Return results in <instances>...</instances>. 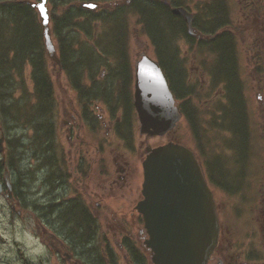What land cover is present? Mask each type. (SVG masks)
<instances>
[{
  "label": "flooded vegetation",
  "instance_id": "af4514ba",
  "mask_svg": "<svg viewBox=\"0 0 264 264\" xmlns=\"http://www.w3.org/2000/svg\"><path fill=\"white\" fill-rule=\"evenodd\" d=\"M162 1L169 4L168 0ZM257 1L253 3H260L257 8L264 10V0ZM221 10L220 18L232 14L228 7ZM254 16L259 19L257 24L251 19L238 23H245L246 42L251 43L250 76L257 80L264 95V15L257 11ZM98 26L96 23L95 29ZM89 40L84 37V41ZM56 47L59 62L49 60L53 87L68 91L70 107L60 109L55 89L54 115L44 114L43 122L37 125L42 136L29 119L20 117L21 112L15 115L14 107L7 110L6 116L0 114V233H11L12 237L29 235L27 241L33 246L50 252L52 261L45 264H153L143 215L137 210L143 200L142 186L139 198L132 199L136 167L120 152L113 161L116 170H109L106 165L111 137L117 136L125 143L127 137L134 139L139 125L135 108L136 66L144 55L151 56L117 50L82 52L79 55L86 67L79 73L74 68H63L61 49ZM154 56L151 58L159 62L162 59L161 53ZM170 56L171 63H176L173 53ZM192 57L189 67L187 59L182 61L183 70L193 69L195 54ZM171 63H160L167 79ZM64 76L65 86L61 83ZM259 97L263 119L264 96ZM244 114L247 120L251 118L249 106ZM128 132L132 136H127ZM133 144L124 151H133ZM149 148L153 147H146V155ZM239 149L246 160L243 175L232 179L231 166L217 168L216 201L221 229L209 264H264V124L254 130L246 122ZM221 171L223 177H219ZM232 190L238 193L235 207L229 199ZM250 191L249 199L246 193ZM20 219H33L31 231L40 242L30 231L19 229ZM77 220L92 229L87 239L77 236ZM98 233L105 238L98 239ZM88 240L96 246L84 257L78 245L85 252ZM29 257L21 262L34 264Z\"/></svg>",
  "mask_w": 264,
  "mask_h": 264
},
{
  "label": "trees",
  "instance_id": "16d2710c",
  "mask_svg": "<svg viewBox=\"0 0 264 264\" xmlns=\"http://www.w3.org/2000/svg\"><path fill=\"white\" fill-rule=\"evenodd\" d=\"M115 1L119 0H48L53 33L59 42L63 68L73 71V68L83 66V61L76 64L77 58L82 59L79 55L82 52L129 51L134 20L152 39L154 51L161 53L160 63L164 65L165 62H172L171 53L175 55L181 51L176 44L178 41L185 42L198 55L207 54L205 58L212 61L208 70L213 79V88L221 87L225 97L237 106L230 112L231 120L239 129L243 140L244 122L247 117L240 106L244 83L240 70L239 42L240 37L246 36V32L240 26H235V32L226 29L227 24L233 23L231 14L220 18L221 9L228 7L227 0H221V3H216L217 0H207L203 4L205 6L196 10L194 28L205 37L202 40L189 35L183 17L172 13L173 7L191 9L186 0H168L167 5L162 0H131L129 4L119 5L115 9L101 7L97 11L78 6L82 2L107 4ZM253 1L242 0L239 3V12L243 20L251 19L257 24L259 19L254 14L258 11L260 15H264V10L261 7L258 9L260 3L255 4ZM214 4L218 5L215 7ZM95 23H99L98 29H95ZM95 35L97 39L94 40ZM82 36H87L90 40H81ZM174 59L178 58L174 56ZM171 64L167 73L168 79L171 78L170 85L175 95L183 98L186 78L189 77L190 71L185 72L182 66L180 68L176 63ZM28 66L32 67L30 78L33 83V101L27 92ZM18 90H22L23 95L16 98L14 94ZM11 107H14L15 115L21 112V118L29 119L30 124L41 136L42 129L39 131L37 127L39 118L44 114L46 117L54 115L56 107L55 89L40 17L37 10L25 0H0V114L6 116ZM181 107L184 108L183 105ZM195 129L196 125L193 124V130ZM195 134V141L199 142L201 136L197 131ZM216 172L218 173L217 170Z\"/></svg>",
  "mask_w": 264,
  "mask_h": 264
},
{
  "label": "water",
  "instance_id": "95a60500",
  "mask_svg": "<svg viewBox=\"0 0 264 264\" xmlns=\"http://www.w3.org/2000/svg\"><path fill=\"white\" fill-rule=\"evenodd\" d=\"M43 5V11H41ZM38 9L48 55L59 62L51 37L47 0L33 4ZM80 7L96 10L95 3ZM173 14L185 18L188 32L196 35L193 14L185 8H173ZM135 106L141 134L164 136L181 119L174 96L160 66L144 56L137 64ZM143 163L144 199L138 205L146 241L154 264H208L219 242V223L213 194L202 168L190 149L168 143L148 150Z\"/></svg>",
  "mask_w": 264,
  "mask_h": 264
},
{
  "label": "rangeland",
  "instance_id": "374dc122",
  "mask_svg": "<svg viewBox=\"0 0 264 264\" xmlns=\"http://www.w3.org/2000/svg\"><path fill=\"white\" fill-rule=\"evenodd\" d=\"M32 1H36V0H32ZM186 2H188L192 11L196 13L198 7H200L202 4H205L207 0H186ZM216 3H221V0H217ZM227 3L232 11L233 22L238 23L239 20L242 18L240 17V14L238 12V7H237L238 0H227ZM242 26L245 27V23H243ZM234 27L235 24L231 23L230 25L227 24L226 29L233 31ZM131 28L132 30L130 35L129 51L133 53H138V55L142 52H146V54L148 53L151 57H155L154 56L155 46L152 43V39L146 33H144V31H142L141 27L136 25V21L134 20H132ZM84 37L83 38L81 37V40H84ZM176 44L178 47L181 48V51L174 55L175 57L178 58L177 60L174 59L175 62L178 63L181 68V62L186 58L188 60V67H189L191 61L193 60L192 55L196 54L195 51L193 50V48H190L189 45H187L185 42L178 41ZM239 49H240L241 75L244 85L246 83L245 90L243 88L244 90L243 95H240V99H241L240 106L243 109V113H246V111L248 112V106H249L251 111V118L249 117V125L251 128L255 130L256 126L259 128L260 124L261 125L264 124L258 122L264 120V118L262 119L263 115L261 111L263 103L259 97L261 96V98H263L264 95L262 93V90H260L259 87L257 86V80L254 79V77L252 78L250 76L252 74L251 63H250L251 43L245 41L242 43L240 41ZM205 57H207L205 56V54H199L198 56H196L194 59L195 68L190 70V72L188 71L189 77L186 78V87L184 88L183 91V98L179 96V98L182 99H178L179 105L184 106V108L181 107L183 111V118L174 132H172L166 137H162V138L155 137V138L147 139L145 135L140 134L139 125L137 124L134 133V139H130V137H127L125 143V141H123L122 139L118 140L117 136L110 138V143H109L110 145L106 155L107 157L106 165L108 169L113 171L116 170L113 161L114 158L118 156V152H120L122 158H124L127 162L131 163L136 167L137 172L135 174V180L133 183L135 195L132 197V199L137 200L139 198V188L142 186L143 183L142 162L145 158L146 155L145 149L148 145L154 147L165 144L169 141H176L180 144H185L189 148L199 153L202 159L206 162L207 166L209 164L211 168L210 175L212 171L215 177H217L218 175V173L216 172V170H218L217 168L220 165L224 164L221 157L218 156L217 152H219V150L222 149L221 146L222 138L227 139L228 136L230 137V132L233 131L231 130V128L233 129V127H230V125L231 123L234 124V121L233 120L229 121L232 115V113L230 112L232 111L233 108L236 109L237 106H233V102H231L230 99L225 97V94L221 87L213 88V84H212L213 79L211 78L208 70V67H210L212 61ZM78 61L79 59L77 58V62ZM83 62L86 61L84 60ZM79 63L80 62L76 64ZM201 63L203 65H201ZM198 66L200 67V69L196 70V67ZM84 67L86 66H83L82 68ZM77 71L79 73H83L81 69ZM31 72H32V67L28 66L27 80H26V84L28 87L27 92L30 94V99L33 101L34 100L33 92H32L33 83L30 78ZM61 83L64 86L66 85L65 76L64 78H61ZM55 89L57 91L56 98H58L59 100L60 109L64 110L67 107H70V103L68 102V100L70 99L68 91L59 88H55ZM20 95L21 92L19 90L16 91L14 94L16 98H18ZM245 108L247 110H245ZM39 122L42 123L43 119L39 118ZM244 123L246 124V122ZM193 124L196 125L195 130H193ZM221 126L223 127L222 129ZM233 126L235 128L236 134L235 136L233 135L232 141L230 139L228 140L229 145H232L234 149V152L230 153L232 157L230 159L229 164L234 165L236 171L234 176L238 178L241 176V174L243 175L245 171L246 160L243 155V151L239 149V146L241 145V136L239 134V129L235 127V124ZM196 131L197 134L201 136L199 142L195 141ZM127 136H132V135H130V133L128 132ZM133 142H134L133 144L134 150L124 151V149L131 148V144ZM200 146L203 147L202 150L200 149ZM115 148H117L118 151L114 150ZM222 157L226 161L228 160V156L226 153H223ZM256 157H257V152L254 153V158L256 159ZM94 159L95 160L98 159L97 152L95 153V148H94ZM230 174H234V173L232 172ZM219 177H223L222 171L221 174H219ZM231 177L233 179V175ZM239 183L243 184V181L240 180ZM232 191H233L232 194L229 195V199L235 207L236 203H238V199H237L238 193L236 190H232ZM246 195L247 198L250 199V196L252 197L251 191L247 192ZM26 221L29 222V224H26ZM26 221L24 219H20L19 229L21 231L27 230L30 231L32 234H34L31 231L34 228L33 219H29ZM88 224L91 225L90 223ZM78 225L81 227L79 228L77 226V229L75 230L77 236L80 235L84 239H87V237L89 236L87 235V233L89 234V231H91L92 229L90 227H87L85 224L82 225V223H79V221H78ZM28 237L29 235L24 236L22 234L13 235L12 237L11 233L3 234V232H1L0 245L2 246V249L0 250V264H24L21 261L27 256H30L29 258L34 262V264H45V261L51 262L52 258L50 256V252L47 249L45 250L44 247L42 249H39L33 246L31 242L27 241ZM34 238L36 241L40 242L39 239L36 237V235L34 236ZM102 238L105 237H103L98 233V239L102 240ZM31 239L33 240V238ZM87 242L88 244L86 242L84 244L85 252H82L81 248L78 245L79 253L82 254L84 257L86 256L89 249L93 250L95 248L94 246H96V244H92L90 240H88ZM23 244H25L26 247H24ZM15 248H20V249L14 251Z\"/></svg>",
  "mask_w": 264,
  "mask_h": 264
},
{
  "label": "bare ground",
  "instance_id": "6f19581e",
  "mask_svg": "<svg viewBox=\"0 0 264 264\" xmlns=\"http://www.w3.org/2000/svg\"><path fill=\"white\" fill-rule=\"evenodd\" d=\"M136 8V7H135ZM83 60L82 59H79V61L78 62H82ZM77 62V63H78ZM177 65V64H176ZM83 66H78V68L76 69V70H80L81 68H82ZM8 81V79L6 80V83H8L7 82ZM9 84H10V80H9ZM4 86V85H3Z\"/></svg>",
  "mask_w": 264,
  "mask_h": 264
},
{
  "label": "snow or ice",
  "instance_id": "6c2138e0",
  "mask_svg": "<svg viewBox=\"0 0 264 264\" xmlns=\"http://www.w3.org/2000/svg\"><path fill=\"white\" fill-rule=\"evenodd\" d=\"M40 7H41V11H43V5H41Z\"/></svg>",
  "mask_w": 264,
  "mask_h": 264
}]
</instances>
